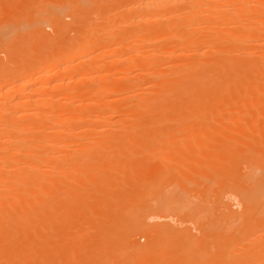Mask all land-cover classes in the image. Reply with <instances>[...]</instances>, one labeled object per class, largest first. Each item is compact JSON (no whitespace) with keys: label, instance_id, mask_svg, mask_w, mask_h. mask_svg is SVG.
I'll return each mask as SVG.
<instances>
[{"label":"rangeland","instance_id":"1","mask_svg":"<svg viewBox=\"0 0 264 264\" xmlns=\"http://www.w3.org/2000/svg\"><path fill=\"white\" fill-rule=\"evenodd\" d=\"M134 1H136V0H2V1L0 0V74H1L0 75V84L2 86V90L0 93H1V95H3L5 97V98H3V97L2 98L7 99V100H9V99L12 100L14 98L19 99L23 96L22 97L23 99L24 98L27 99L28 95L31 94L29 91L19 92L16 88H14L13 90H10L6 93V89H7L8 85L11 83H15V82L19 83V81H17V80H19V77L23 74V72L30 71V73H33L35 71L34 69L37 66H40L41 64L43 65V63H47L46 60L48 58H50L55 52H57L59 50L68 51L76 45L75 44L76 40H77V44H78L80 42V40H83L85 38H89L90 40L91 39L96 40L95 41L96 48L94 47L92 52L90 51L91 55L89 54L87 56L88 57L87 59H85L86 57H84V58L79 57L80 60L77 58L76 60H73L72 62H67L64 65L66 68V75H64L61 78L63 80L59 81L57 84L55 81H53L54 83L51 82L50 83V84H52L51 87H49L50 85H47L49 88H46L47 90L44 89L43 92L42 91H38V92L36 91V92H34L35 95L32 93L33 96H39V97L43 96L44 97V95H45V97L49 96V98H51V99L53 98V100H50V102H48V105L44 104V105H41L39 108L43 111V113H46V114H51L50 111L52 109L53 112L55 111L54 114H60V115H64V116H72V115H84V116H88V117L101 116V117H99V120H101L104 117L103 118L104 122L105 121L107 122V120H108V122L112 121L111 122L112 124L110 122L109 123L107 122L108 124L105 122L107 124L106 125L103 123L102 120L101 121L98 120L101 123L98 122L96 126H94L96 123L90 125V129H91L90 132L95 133L94 132L95 130H97V131L98 130H104V131H99V132L105 133L106 135H109V134L113 135L112 133H108V132L113 131V129H116L117 126H120L123 124V122H120V123L116 122L118 120V118L120 119V118H123V115H127V116H129V118L131 116V119H129L130 121L133 119H134V121H136L137 117L142 113L141 115H144V116H140V118L138 120L140 121V123L144 127L140 128V129L144 130V132L148 131L146 128H149V127H146V126H148L150 121H152L151 119H153L156 116V112H157L156 110L157 109L150 112L151 111V108H150L148 114L146 113V115H145L144 112H147V108H145V104H143V105L141 104L142 102H140L137 97L132 96V94L134 93V89L140 90V88L143 89L144 87L148 86V82L150 80L149 79L150 78L149 72H151L153 70V67H154V70L155 69L157 70V72L158 71L159 72H163V71L165 72V71H168L167 69H165L166 67L168 68V66L169 67L171 66L170 67L171 69L172 68L175 69V65L183 62L185 60V58H180V57H174L171 59L161 58L163 62L159 58L160 60L159 59L156 60V62L153 65H148L146 55L144 53H140L138 51V49L141 46V42L143 40H145V38L147 39L148 37H152V32L144 31L145 29H147L149 24L146 23V21H143V22L140 21L142 24L137 23V25H135V29H138L140 33L142 32L141 37H138L137 39L134 40L133 37L130 36L131 35L130 33L133 29V27L130 25L131 24L130 20L133 18V16L136 17V15L138 16V14H139V11H136L137 9L135 8V5L137 2H140V0L139 1L137 0V2H134ZM120 16H121V19H120ZM30 18H32V19H30ZM30 20H32V21H30ZM75 20H76V22H75ZM138 24H140V25H138ZM107 25L108 26L110 25V26L107 27ZM151 25L153 26V23ZM237 25L239 27V24H235L236 27H237ZM144 27H146V28H144ZM222 28H218V30L219 29L222 30ZM126 29L128 30V33H125ZM240 29H241V26L239 27V30ZM239 30L237 29V31H239ZM219 33H222V31L221 32L219 31ZM90 34H92V36H90ZM261 34H262L261 36H263V32ZM108 36L113 37L114 40L111 41ZM263 37H261V38H263ZM42 38H44V39H42ZM81 38H83V39H81ZM98 38H100L99 39L100 41L98 40ZM247 38H245V39H247ZM250 38L252 39L255 37H250ZM245 39L243 40V42H246L245 44L244 43L237 44L238 46H241V48L237 47V46L235 47L234 42L224 43V44L217 43V45H216L217 47L215 46V48H214V49H219L220 51H222V50L226 51L227 50L225 53H227V52L230 53L231 51L233 52L234 51V50H232L233 46H234L233 49L236 48L239 51L242 50V52L245 51V48L247 49L245 52L251 51L250 52L251 54H249V56L247 57V59L249 57H251L250 58L251 60L250 59H249L250 61L248 60L250 62L248 64V65H250L249 68H248V65L245 67L238 68V70H235L232 73L229 81L222 82V84H218V85L214 83L213 86H211V88L208 85L207 90L206 89L204 90V95L206 96V98L209 99V101H208L209 105L207 106L208 114H211V115L213 114L214 118H213V120H210L209 119L210 117H207V119L206 118H198V125L206 123V122H208V123L211 122V123H214L217 127H219L220 131L217 132V134H216L217 136H215L214 140H212L213 143H211V145H214V147H203V148L202 147H156L157 145L159 146V144H162L160 140H156V141H159L160 143L158 142L159 144L157 143V145H156V144H154L155 142H153L152 144H154V145L149 146V147H136L137 146L136 143H134L135 145L132 144V147H126V148L125 147H109L110 148L109 149L108 147H100V148L93 147V149H94L93 150L90 147L89 148L88 147H83V148L77 147L78 149L80 148L79 149L80 152L76 147H68V148L67 147H59L58 149H56L54 147V153L55 154L53 152L52 153H53V155H56L55 157H53L52 153H51V155H49V152H47L48 149H44V148L40 147V150L42 148V150L44 149V151H46V153L45 152L43 153V151L39 150V152H42L40 156H43V154H45V155L47 154V156L49 155V157L51 159H52V157L55 159L56 158L58 159V160L53 159V160H55L54 163H50L51 161H53L51 159H50L51 161H49V163H48L47 156H46L47 162H44L45 158H44V161L40 160V161H43L42 162L43 166L41 165V163H40V166L44 168V171H41V177L44 179L47 176H49V174H51L49 176V178L48 177L47 178L50 179L52 182V185L50 183L47 184L48 187L46 186V184H43L44 190H46V188H48L47 189L48 201L46 200L45 202H47V203L44 204L43 203L44 199H43V201L41 200L42 204L40 203L41 204L40 206L42 208V211L40 209V212H44L42 214L49 212V213H46L44 216L42 214H40V216L43 217V219H44L41 221L42 227H41V222H40V229H39L42 232L41 234L39 233L41 235L39 241L43 242L42 244H39V245L44 246V247L39 246V248H41V250L39 249V253L41 251V253H40L41 254V257H40L41 264L42 263L43 264H68V263L71 264V262H72V264H75L76 261H77L76 264H83L84 261H87V260H88L87 262H89V263L85 262L84 264H116V263L117 264H122V263L129 264V262H131L130 264H139V263L140 264H146V263L147 264H161V263L162 264H176L179 261L180 262L182 261L184 264H196V263L200 264V263H202L203 260H204L203 262H206V264H208V263L211 264L212 261H214L212 264H225V261H229V259L230 260L231 259L240 260L243 258H247L249 256L250 257H252V256L257 257L258 253L262 252L260 250V248L258 249L257 247H255V243L259 239V237H258L259 234H263L262 236H260V235L259 236H260V238H263V241H264V220H263L264 219L263 218L264 211H262V210H264V206H263L264 205V203H263L264 197L256 198V193H255V195H252L255 197V198L252 197V199H257L256 205L258 204L257 203L258 201H259V203L262 201V199H263V201L261 202V205L258 204L256 206V205H254L255 200H253L252 202H254V203H252V204L250 203L251 208L247 209V210H249V212L245 209V203L242 201L243 198H241V199H239V198L242 195V190H243V192H245L243 194L246 197L248 196V194H250L251 190H253L255 188L257 189V191H256V189L253 190V192H251L252 194H254V192H257V194H258V192L262 193L261 190L262 191L264 190V165H263L264 164V79H263L264 78V68H262V67H264V65L258 66L260 63L259 61L262 62L261 64H264L263 63V59H264L263 42L264 41L263 40H262L263 42L260 41L262 44L261 45V44H258L259 40L255 41V40H257L256 38L252 39L254 41H252L251 39H249V41L247 39V41H246ZM258 39H260V38H258ZM123 40H125L128 45L126 44V42L125 43L121 42ZM127 40L128 41L130 40V41L128 42ZM158 43H159V45L161 43V45L163 46V43H165V41L164 40H158V41L154 42V46H151L150 48L159 47V46H157ZM51 45H53V46H51ZM64 46L67 47V49L64 48ZM113 48H114V50H113ZM230 49H231V51H230ZM104 50H105V52H104ZM237 50H236V52H237ZM258 50H260V51H258ZM224 51H222V52H224ZM35 52H36V54H35ZM236 52H233V53L236 54ZM192 57L194 58V56H192ZM37 61H40V62L36 66ZM157 61H159V62H157ZM248 61H246V62H248ZM28 63H29V65H28ZM251 63L252 64L255 63L254 64L255 69L253 67H251L252 66ZM13 64H14V67H13ZM205 64H208V62H206ZM78 65H80V67ZM208 65H210V64H208ZM44 66H45V64L41 67H44ZM123 66H125V67H123ZM30 67H31V69H30ZM176 68L178 69V67H176ZM171 69H169V70L171 71ZM257 69H258V71H257ZM55 71H56V69L54 71L48 72L43 77L44 80L42 82L47 83L48 81L54 79L55 78ZM172 71H173V69H172ZM239 71H240V73H238ZM17 72H19V73H17ZM255 72L257 73V75ZM2 73H3V75H2ZM70 74H74V76L70 78V76H69ZM233 75H235L234 78H233ZM241 75H243L245 77H243ZM235 78L236 79L238 78V79L235 81ZM230 82L234 83V84L231 85ZM225 83L228 84L227 85L228 87H226L227 90H225L226 88H224V86L226 85ZM55 84H56V86H55ZM104 85L106 88L103 87ZM65 87L69 88L70 90L69 89H68V91L64 90ZM61 88L64 91H62ZM102 88H104V89H102ZM148 91L147 90L145 91V88H144V93L150 95L151 91H149L150 93ZM224 91H226V92L228 91L229 92L228 95ZM22 93H24L25 95ZM224 93H225V96L223 95ZM227 96H229V97H227ZM0 100H1V96H0ZM258 102L261 104H259ZM49 104H51V105H49ZM106 104H108V105H106ZM50 106L52 107L51 109H50ZM131 106H132V108H130ZM136 108H139V113L135 112L137 110ZM134 109H136V110H134ZM36 110H38V109H36ZM127 112L129 114H127ZM153 114H154V116H153ZM136 115H137V117H136ZM133 116H135V117H133ZM109 117H112L111 118L112 120L109 119ZM126 117H125L126 121L129 122V120H127L128 118H126ZM44 120L45 119L40 120L41 121L40 125L43 126V128L45 127L44 129H48V128L50 129V126L47 125L44 122ZM78 120L80 121L81 119H78ZM206 120H208V121H206ZM234 120H235V122H234ZM134 121H131V122H134ZM76 122H78V121H74V122L70 123L69 126L70 127L72 126L71 128H73L75 131L80 132V130H81L80 127H82L86 123H85V121L78 122V123H76ZM113 122H114V124H113ZM170 124L173 125V122H170ZM179 125L178 126L175 125V127L178 128ZM117 128H120V127H117ZM172 128H174V127H172ZM171 131H173V130H171ZM175 131H174V134L177 133ZM79 135H78L79 136L78 138L76 137L77 139L76 138L75 139L73 138V139L77 140V141H79V139H82L81 140V142H82V141H85V138H89V140H91V138L95 137V135L89 136V134H87V133L83 134L82 131L80 132ZM163 136L165 137V135H163ZM180 136H186L182 139V140H184V142H182V144L187 146L190 143V140L186 139V138H188L187 133L183 134V135L181 134ZM114 137H116V136H114ZM242 137L244 139L246 138L249 144L247 142L245 143L243 141L244 139ZM165 138L164 139L161 138V140H165ZM171 138H169V139L173 140L175 138V136L172 135ZM70 139L71 138H67V142H69ZM258 139H260V140H258ZM74 140H71L73 142V143H71V146L72 145L74 146V143H75ZM86 140H88V139H86ZM104 140H106V139H104ZM225 143L226 144L231 143L232 147L231 148L230 147H224ZM233 143H235L236 145L235 144L233 145ZM67 144H70V143H67ZM217 144H219V145H217ZM253 144H255L256 147H255V145L253 146ZM33 148H36V147H33ZM62 148H64V149H62ZM74 148H76L77 150L75 149L73 151L72 149H74ZM119 148L122 149L123 151L120 150ZM81 149L83 151L85 150L86 153L81 151ZM34 150H37V148ZM90 150H93V151H90ZM51 151H53V149ZM75 151L78 154L75 153ZM207 151H209V152H207ZM224 152H226V153H224ZM229 154L230 155L232 154L231 157ZM240 154H241V156L242 155L243 156L241 157ZM58 155H59V157H58ZM64 155L66 158V159L64 158V160H66V161L63 160ZM77 155L80 157L78 158ZM128 155L131 157H129ZM60 156L62 159H60ZM135 156H137V158ZM245 156H247V157H245ZM43 157H45V156H43ZM85 157H86V160H84V162H83L82 160L85 159ZM107 157H109V158H107ZM105 158H106V160L104 161ZM111 158H113V160L115 162ZM116 158H118V159H116ZM214 158H216V159H214ZM69 159H70V161H69ZM210 159H211V162H210ZM234 159H235V161H234ZM89 160H91V161H89ZM237 160H238V162H237ZM67 161L69 163H67ZM80 161H82V162H80ZM107 161L108 162L113 161V162L109 163V164H111V165H109L107 163ZM117 161H120V162H117ZM122 161L123 162L125 161V163H124L125 165L123 164ZM104 162H105V164H104ZM158 162H160V163H158ZM157 163L161 165V168L159 167L160 165H158ZM235 163L239 164V165L237 164L238 167ZM127 164H129V166ZM228 165H230V167H228ZM76 166H79V167H76ZM196 166H198V167H196ZM234 166H236V167L233 170L231 167H234ZM91 167H92V169H91ZM93 167H94V170H93ZM216 167H218V168H216ZM43 168H41V170H43ZM45 168L49 169L52 173H50L48 170H47L48 171V173H47L45 171L46 170ZM205 169H207V172ZM159 170H161V171L163 170V171L161 172ZM147 171H150V172H147ZM157 171H158V173H157ZM225 171H227V173H225ZM76 172L78 174H75V176H74V173H76ZM159 172H161V173L159 174ZM175 172H176V175L174 174ZM228 172H230V173H228ZM248 172H252V173L254 172L256 174V176H255V174L253 173L254 176L257 178V179L255 178L254 181H255V183H258V185L255 183L254 184L249 183L250 181L247 182V179H246L247 175L246 174H249ZM83 173L86 176H84ZM115 173H117L118 175ZM54 174H55V176H52ZM172 174H173V176H172ZM192 174H194V175H192ZM60 175H62L63 177H59ZM100 175L102 176V179H104L103 180L104 183H105V179H106V182H107V183H105L106 186L103 185V183H101L102 186H99L100 182H103L101 178L100 179L98 178V177H100ZM129 175H131V176H129ZM148 175H149V177H148ZM165 175H166V177H165ZM169 175H171V176H169ZM229 175H230V177H229ZM115 176H117V177H115ZM150 176H152L154 178L151 177V179H150ZM223 176L225 178H223ZM232 176H233V179L235 178L234 180L232 179ZM50 177H52V178H50ZM220 177H221L222 181L219 179ZM47 178H46V180H47ZM69 178H71L72 180ZM107 178H108V180H107ZM112 178H113L115 183L113 182V180L111 181ZM156 178H157V180H155ZM166 178H168L169 180L171 179L170 182L168 181V179L166 180ZM248 178H250V177H248ZM52 179H54V182ZM56 179H57V181H56ZM152 179H153V181H152ZM214 179H216V180H214ZM163 180H166V181L164 182ZM257 180H258V182H257ZM150 181H152V182H150ZM154 181L156 183H154ZM216 181L219 183H216ZM44 182L47 183V181H45V179L43 180L42 183H44ZM48 182H50V181H48ZM96 182H97V184H96ZM108 182L109 183L113 182L114 186L112 185V183L109 184ZM116 182H119V183L116 184ZM161 182L163 183V185H165L166 183H169V185L166 184L163 187ZM209 182H210V184H209ZM243 182H245V183H243ZM157 183H159V184H157ZM205 183H207V184H205ZM95 184H96V186H94ZM203 184H205V185H203ZM57 185H59V186H57ZM110 185H111V188H110ZM175 185L177 186V188L175 187ZM252 185L254 187L256 185L257 186L255 188H253ZM49 187H51V189H49ZM112 187H113V189H112ZM117 187H118V189L114 190V188H117ZM199 187L201 189H204V190H201ZM224 187H226V188H224ZM109 188H110V190H108ZM119 188H121L124 191H122ZM157 188H159V190ZM163 188H164V190H163ZM179 188H180V190H179ZM125 189H126V191H125ZM170 189H172V190H170ZM174 189H176V190H174ZM165 190H166V192H165ZM155 191H156V193H155ZM198 191H199V194H198ZM231 191H234V192H231ZM239 191H240V193H239ZM247 191H249V192H247ZM54 192H56L58 194H55ZM169 192H171V193H169ZM181 192H183V193H181ZM189 192H191V193L189 194ZM237 192H238V194H237ZM246 192L248 194H246ZM95 193H96V195H95ZM173 193H177V194H175L176 196H174ZM54 194L57 196L53 197ZM93 194H94V196H93ZM155 194H157V196ZM182 194H183V198L184 197L187 198L189 196L188 198H189V200L191 199L190 200L191 202L188 201V198L187 199L184 198V200H183V198H181ZM202 194H203V196H201ZM198 195H200V196H198ZM220 195H221V197H220ZM58 196H60V197H58ZM95 196H97V197H95ZM120 196H122L121 197L122 199L119 198ZM136 196H137V198H136ZM152 196H154L153 199L151 198ZM263 196H264V191H263ZM56 197H58L59 200H57L58 198L54 200V198H56ZM61 197H62V200H61ZM127 197L130 198V200ZM176 197H178V199H176ZM42 198H44V197H42ZM155 198H156V200H155ZM69 199L72 201H70ZM138 199H139V201H138ZM107 200H109V201H107ZM171 200L174 202V204ZM175 200H179V201H176L177 202L176 205H178V202L181 203L180 208H183V209L189 207L190 204L194 203L193 206L190 205V209L188 208V210H187V211H190V213H192L191 216H189L190 214L187 211H185L186 209L185 210L181 209V211H180L179 210L180 208H179L177 210V207H175ZM245 200L247 201V198H244V201ZM250 200H251V198H250ZM96 201H97V204H95ZM119 201H121V202H119ZM127 201H129V202H127ZM152 201H153V203H152ZM155 201H157L156 203H158V205H159V206H156L158 209L156 207H154L156 205V204L154 205ZM159 201H160V204H162V207H163V205H165V208H163V209L160 208L161 206L159 204ZM162 201H165V202L163 203ZM182 201H185V205H187V206L182 205V204H184V202H182ZM186 201H187V204H186ZM241 201L243 203H241ZM248 201H249V198H248ZM118 202L120 204H118ZM135 202L138 205H143V204L144 205L138 207V205L135 204ZM148 202H150V203L148 204ZM170 203H172V204H170ZM196 203L197 204L200 203V204L197 205ZM146 204L149 206H146ZM216 204H219V205H216ZM106 206L107 207L110 206V207L106 208ZM119 206H121V207L119 208ZM197 206H198V209H197ZM204 206L205 207L208 206L207 209H209L210 212L208 210L204 209ZM255 206H256V208H254ZM84 207H85V209H84ZM140 207L143 209L141 214L139 212V211H141ZM149 207H150V209H149ZM170 207H171V209H169ZM193 207L196 209L194 210ZM94 208H96V211H98V212L94 211L95 210ZM144 208L145 209L147 208L146 211L144 210ZM166 208L168 210H172V211L171 212L168 211L169 213H167ZM199 208L204 209L203 212L201 209H200V212H198L200 214L203 213L202 215L197 213ZM212 208L214 209L213 211L211 210ZM12 209L14 210V212L22 210L21 207H20V209L19 208H17V209L12 208ZM160 209H161V211H164L165 214L162 212L159 213ZM220 209L224 210V211L222 210V214H221ZM13 210H12V212H13ZM45 210H46V212H45ZM53 210H54L55 214H54ZM116 210H118V213H120V211L122 210L121 211L122 213L119 215ZM147 210H150V212L149 211L147 212ZM173 210H175V211H173ZM243 210H244V212H243ZM245 210H246V212H245ZM50 211H52V212H50ZM143 211H145V213H147V214H144ZM151 211H153V212L156 211L158 213L156 215V212L152 213ZM182 211H183V213H182ZM204 211H206V213H204ZM252 211L254 213H251ZM105 212H107V214ZM112 212L114 214L115 213L116 214L113 215ZM211 212H213V213H211ZM259 212H262V213H259ZM52 213H53V216H50V215H52ZM214 213L217 216L219 215V217H215ZM123 214H124V217H123ZM168 214H169V216H167ZM171 214H172V216H171ZM195 214L196 215L198 214V216L200 218L197 216L198 217V219H197ZM206 214H207V218H205ZM211 214H213L214 217ZM235 214H237V215L235 216ZM46 215H47V219L45 222ZM259 215L261 216L262 220L259 219ZM98 216H100V217H98ZM120 216H122V218H120ZM177 216H178V218H177ZM188 216L191 217V219H193L192 217H196L195 221L189 219ZM208 216H210V217L212 216V217L208 218ZM41 217H40V220H41ZM108 217L110 220H108ZM113 217L114 218L117 217V219H113ZM91 218H92V220H91ZM216 218L217 219L219 218L218 221ZM122 219L125 222L122 221ZM208 219H210V220H208ZM212 219H213V223H212ZM253 219H254V221H253ZM116 220H118V222ZM130 220H131V222H130ZM214 220H215V222H214ZM258 220H259V222H258ZM112 221L114 222V224H112L113 223ZM164 221H166V222H164ZM191 221H193V223H191ZM204 221H207V223ZM209 221H210V223H212L211 228H213L215 223H220V225L217 224L216 226L221 227V225H222V228H224V226L232 223L233 226L230 227V225H229V227H230V229L232 228L234 230V233L232 234V236L231 235L228 236L227 239H225V238L221 239L220 238L221 233L220 232L218 233V231H213V230H215V226H214L213 230H208L209 226H210ZM225 221H227L228 224ZM260 221H262V222H260ZM119 222H121V223H119ZM252 222H253V224H252ZM116 223H117V225H116ZM196 224H198L199 226ZM205 224L209 225V226L205 227L204 226ZM113 225H115L114 230L111 229V227L112 228L114 227ZM201 225H203L202 226L203 229H201ZM105 226L108 229H106ZM163 226H164V228H163ZM101 227L102 228L104 227V228L101 229ZM145 227H147L149 229H145ZM155 227L157 230L156 229L154 230ZM218 227H217V229H218ZM240 228L242 230L239 231L238 229H240ZM98 229L99 230L101 229L102 231L100 232V231H98ZM115 229L117 231H119V233L116 232ZM120 229H121V231H120ZM124 229H127V231ZM143 229L144 230H150V231L152 230V232H150V233L148 232L149 234L153 235V236H151V238L154 237L155 234H157V236H159V238L157 239V236L155 235L156 239L157 240L160 239L162 241V238L164 237L163 243H165V240H166V242L168 241L167 246L169 249L167 248V246L165 244H163L164 246H166V250L161 252V254H159L160 252L158 250L157 251L154 250V251L150 252L151 251L150 250L151 249V243H148V242L151 241V240H149L151 238L149 237V235H145L144 232H143V234L141 233V231ZM95 230H97V232ZM107 230H108V232H107ZM174 230H176V231H174ZM203 230L204 231L206 230V231L204 232ZM218 230H220V229H218ZM104 231L107 234L109 233L112 235L107 237V234H105ZM154 231H155V234H153ZM207 231H211L212 233H209V232L207 233ZM235 231L237 232L236 233L237 235L235 234ZM92 232H93V235H92ZM112 232H115V233H112ZM125 232H127V233H125ZM189 232L191 235H189ZM194 232H195V234H194ZM120 233H122V234H120ZM27 234H29V233H27ZM81 234L87 235L88 236L87 238H89V239L87 240L85 235L82 237ZM118 234H120L119 237H118ZM140 234L143 236H141ZM158 234H161V235H158ZM186 234H188V235L184 236ZM198 234H202L203 237L201 235H198ZM210 234L211 235L214 234V235L210 236ZM179 235H180V237L177 238V236H179ZM238 235L240 237H238ZM243 235H244V237H243ZM20 236L21 237L17 238V240L19 239L18 242H20V243L15 241L16 238H15V240H13L14 239L13 238L12 239L13 242L11 240L9 242L10 244H8V246L6 245V248L11 250L12 248L15 249L14 246H16L18 244L19 245L22 244L21 240H22L24 235L22 236V233H21ZM25 236H27V235H25ZM123 236H124V238H123ZM146 236L149 238H147ZM206 236H207V238H209V237H210V239L212 238L211 241H210V239L204 240L203 238H206ZM27 237L29 238V235ZM80 237H82V238H80ZM90 237H92V239ZM100 237H101L100 242H98ZM110 237L111 238L113 237L115 239L112 238L113 240H111ZM120 237L122 239H120ZM173 237H175V238H173ZM216 237L218 238V240L221 239L222 242L221 241L215 242L214 239H216ZM255 237L258 239L256 240ZM41 238H43V239L41 240ZM243 238H245V239H243ZM247 238L249 240H247ZM105 239H107V240H105ZM153 239H154L153 241H155V238H153ZM172 239H174V240H172ZM180 239H181V243L179 241ZM239 239L242 241H240ZM77 240H78V243L76 242ZM91 240L92 241L94 240L93 241L94 243ZM102 240L105 241V243H102L103 242ZM129 240H130V244H128L129 242H127ZM157 240H156V244L157 243L161 244V242H159ZM194 240H195L196 244L199 243V244H197L199 246L198 247L199 249L197 248ZM196 240H198L199 242H197ZM226 240H227V242H226ZM112 241H114V242H112ZM120 241L124 242V243H121ZM169 241H170V243H169ZM186 241L189 243H187ZM205 241H206V243H204ZM212 241H214V242H212ZM248 241H251L252 243H249ZM66 242L69 245H67ZM87 242H89V243H87ZM106 242L110 243V245H112V246H116V247H114L115 249L111 246L109 247V244L105 245ZM116 242H119L120 246H118ZM143 242L145 243L144 245H143ZM182 242H184V243H182ZM111 243H113L114 245ZM176 243H177V245H176ZM215 243H218V245L217 244L215 245ZM13 244H15V245H13ZM64 244L68 250L66 249ZM88 244H90V245H88ZM126 244H128V245H126ZM146 244H148V245H146ZM153 244H152V247L154 249ZM156 244H154V245L156 246ZM174 244L176 247L173 246ZM226 244H228V245H226ZM19 245H18V247H19ZM104 245H105V247L108 246L109 248L105 249L103 247ZM123 245L127 249H124V247H122ZM139 245H141L140 250H142V248H143L142 246H144L145 248H143V249L147 252L143 253L145 251L142 250L143 252L141 254L140 253L139 254L137 253L138 255L134 254V249H136V248H137V251L139 252V250H138ZM191 245H192V249H191ZM209 245H210V247H209ZM224 245L228 247V248H225V249H227V251L225 253H220L219 251L225 247ZM236 245H238V246H236ZM62 246H64V247H62ZM86 246H89V247H86ZM95 246H96V248H95ZM194 246H195V249L196 248L198 249V251L194 250V248H193ZM18 247L16 249H18ZM74 247H75V249H74ZM97 247L100 250H97ZM101 247H103V249H104L103 250L104 256L102 255V248ZM117 247H119V248H117ZM207 247L211 248V250H209V248H207ZM45 248H46V251H45ZM85 248H88L87 251L84 250ZM214 248H215V250H214ZM218 248H220V249L218 250ZM246 248H247V250H246ZM14 249H12V250H14ZM91 249L94 250V251H92L93 253L90 252ZM95 249L97 250V254H96ZM155 249H157V248L155 247ZM189 249L191 250V252H193V255L188 254V257H186L187 253H191V252H189ZM47 250H50L51 253H48ZM171 250H172V252H170ZM199 250L201 251V253ZM62 251L66 253V256H65V253H63ZM74 251L75 252L77 251V253L78 252L79 253L78 254L74 253ZM137 251H135V253ZM212 251H214L215 253ZM241 251H243L244 253ZM257 251H259V252H257ZM99 252H101V254ZM153 252L155 253V255ZM88 253H89V255H88ZM105 253L109 257V259L107 258ZM114 253H116V255ZM127 253H129V254H127ZM151 253H152V256H150ZM208 253H209V255H208ZM251 253H252V255H251ZM95 254L97 256H94ZM144 254H145V257H144ZM147 254H149L148 255L149 259L146 260L145 258H148V257H146ZM194 254H197V256H194ZM205 254H207L206 255L207 257L205 256L203 258V256ZM220 254H223V255H220ZM85 255H87V256H85ZM109 255L112 257H110ZM113 255H115L118 258L120 257L118 259V261L116 258L117 262L115 261V258ZM166 255H168L167 260H166ZM47 256H50V257L48 258ZM136 256H138V258H137L138 260L135 258ZM142 256H143V258L141 259ZM156 256H157V258H156ZM199 256H202L201 258L203 260L201 258H199ZM245 256H247V257H245ZM86 257H89V259H87ZM129 257H131V258H129ZM159 257L162 259V261H159L160 260ZM163 257H164V259H163ZM168 257L170 259H168ZM217 257H219V259ZM46 258L48 260H46ZM77 258H78V260H76ZM94 258H95V260H94ZM178 258H179V261H178ZM225 258H226V260H225ZM96 259H98V262L96 261ZM217 259H218V261H217ZM90 260L92 261V263L90 262ZM104 260H106V261H104ZM142 260H144V261H142ZM66 261H68V262H66ZM165 261H167V262H165ZM175 261H178V262H175ZM219 261H221V262H219Z\"/></svg>","mask_w":264,"mask_h":264},{"label":"bare ground","instance_id":"2","mask_svg":"<svg viewBox=\"0 0 264 264\" xmlns=\"http://www.w3.org/2000/svg\"><path fill=\"white\" fill-rule=\"evenodd\" d=\"M2 1V0H1ZM139 1V0H138ZM134 2H137L134 1ZM33 3V2H32ZM94 3V2H93ZM51 4V3H50ZM103 5V4H102ZM14 6V5H13ZM105 6V5H104ZM112 7V6H111ZM28 8V7H27ZM32 8V7H31ZM94 8V7H93ZM131 8V7H130ZM135 8L137 9L136 11H139V14L138 16L136 15L133 16V18L130 20V25L133 27L132 31H131V35L133 37V39H137L138 37H141V33L139 32L138 29H135V25H137V23H141L143 21H146V23L149 24V26L147 27V29H145L144 31H147V32H152V37H148L147 39L145 38V40H143L141 42V46L140 48L138 49V51L140 53H144L146 55V58H147V62H148V65H153L156 60H158L159 58H164V59H171V58H174V57H180V58H185V60L181 63H178L175 65V69H172L168 66L169 69H171V71L166 67L165 69H167L168 71H163V72H157V70L155 69L154 70V67H153V70L151 72H149V82H148V86L147 87H144L145 88V91L149 90L151 91L150 95L149 94H145L144 93V88H140V90H135L134 89V93L132 94L133 97H137L139 99L140 102H142L141 104H145V108H147V112H144L145 115L146 113L148 114L149 112V109L151 108V111H154L155 109H157L155 112H156V116L151 119L152 121H150V123L148 124V126L146 127H149V128H146L148 131H145L140 129V128H143L144 126L140 123V121L138 120L140 118V116H144V115H139L137 117V120L134 121L131 120V121H134V122H131L129 119H131V116L129 118V116L127 115H123V118H118V120L116 122L120 123V122H123L122 125L120 126H117V127H120V128H117L116 129H113V131L111 132H108V133H112L113 135H106L105 133H101L99 131H104V130H93L95 133H91L90 132V125L92 124H95L94 126L97 125V123L99 121H103V118L101 120H99V117L101 116H92V117H88V116H84V115H72V116H64V115H60V114H54L53 110L51 109L52 107L50 106V109H51V114H46V113H43V111L39 108L41 105H44V104H47L48 105V102H50V100H53V98H49V96H46L44 95V97H39V96H33L32 93L34 94V92H38V91H42L45 89L47 90L46 88H49L51 87L52 84H50L51 82L55 81L56 84L63 80L61 79L64 75H66V68H65V64L67 62H72L73 60H76L77 58L79 59V57H86L85 59H87L88 55L90 54V51L92 52V50L94 49V47L96 48V44H95V41L96 40H90L89 38H81L83 40H80V42L77 44V40L75 42V46L72 47L70 50L68 51H57L55 52L50 58H48L46 61L47 63H43V65L45 64L44 67H41L43 66L42 64L40 66H37V64L40 62V61H37L36 63V68L34 69L35 71L33 73H30V71H25L23 72V74L19 77V83H11L8 85L7 89H6V93L10 90H13L14 88H16L19 92H24V91H29L31 94L28 95L27 99H23L22 97L21 98H14V99H3L5 98L3 95H1L0 93V96H1V100H0V264H41L40 262V257H41V251L39 253V249L41 250V248H39V244H42L43 242H40L39 239H40V234L42 233L39 229H40V222L43 219V217L40 216V214L44 213V212H40V209L42 211V208H41V200L43 201L44 199V204L47 203L45 202L46 200L48 201V191L46 188V190H44V187H43V184H46V186L48 187V183H50L52 185V182L49 178V176L51 174H49V176H47V180L46 178L44 183L43 182V178L41 177V171H44V168L40 166V163L42 165V162L44 161V158H45V161L44 162H47L49 163V161L55 159L53 157H55L56 155H53L54 153V147L56 149H58L59 147H90L93 149V147H97V148H100V147H132V144L136 143L137 146L136 147H149V146H152L154 144L157 145V143L159 141H156V140H160L162 144H159V146L157 145L156 147H214V145H211V143H213L212 140H214L215 136H217V132L220 131L219 127H217L214 123H203V124H200L198 125V118H206L207 117H210L209 119L210 120H213V114H208V109H207V106L209 105V99L206 98V96L204 95V90L206 89L207 90V86L209 85L210 88L211 86H213V84H222V82H227L229 81L230 79V76L232 75V73L235 71V70H238V68H241V67H245L247 66L250 62V58L249 57L247 59V57L249 56V54H251L250 52L251 51H247L245 52L247 49L245 48V51L242 52L235 49L234 46L232 47V50H234L233 52H236V54H234L231 49H230V53H225L226 51L222 52L220 51L219 49H214L215 46L217 45V43L219 44H224V43H230V42H234L235 43V47H240L241 46H238L237 44H241V43H246V42H243V40L245 38L248 39H251L250 37H255L257 40L255 41H258V44H261V42L264 41V0H140V2H137L136 5H135ZM105 9V8H104ZM129 10V9H128ZM17 11V10H16ZM31 11V10H30ZM37 11V10H36ZM85 11V10H84ZM49 12V11H48ZM73 12V11H72ZM129 14V13H128ZM86 15V14H85ZM119 16V15H118ZM124 16V15H123ZM2 18V17H1ZM32 19V18H30ZM120 19H121V16H120ZM52 20V19H51ZM80 20V19H79ZM5 21V20H4ZM32 21V20H30ZM141 21V22H140ZM76 22V20H75ZM87 22V21H86ZM93 22V21H92ZM108 22V21H107ZM124 22V21H123ZM153 23V26L151 25ZM12 24V23H11ZM21 24V23H20ZM108 24V23H107ZM134 24V25H133ZM142 24V23H141ZM144 24V23H143ZM235 24H239V27L241 26V29L239 30V27L237 25V27L235 26ZM258 24V25H257ZM32 25V24H31ZM94 25V24H93ZM129 25V26H130ZM140 25V24H138ZM147 25V24H146ZM79 26V25H78ZM91 26V25H90ZM110 26V25H109ZM107 25V27H109ZM89 27V26H88ZM144 27V28H146ZM224 29H223V28ZM234 27V28H233ZM12 28V27H11ZM40 28V27H39ZM103 28V27H102ZM138 28V27H137ZM218 28H222L218 30ZM234 29V30H233ZM237 29L239 31H237ZM89 30V29H88ZM112 30V29H111ZM131 30V29H130ZM218 30V31H217ZM91 31V30H90ZM217 31V32H216ZM219 31L222 33H219ZM118 32V31H117ZM121 32V31H120ZM263 32V36H261ZM45 33V32H44ZM60 33V32H59ZM85 33V32H84ZM88 33V32H87ZM122 33V32H121ZM125 33H128V30L126 29V32ZM39 34V33H38ZM42 35V34H41ZM120 35V34H119ZM90 36H92V34H90ZM106 36V35H105ZM112 36V35H111ZM109 37V39L111 41L114 40L113 37ZM259 36V37H258ZM263 38H261V37ZM255 38H252V39H255ZM260 38V39H258ZM44 39V38H42ZM46 39V38H45ZM76 39V38H75ZM100 38H98L99 40ZM140 39V38H139ZM247 39H245L247 41ZM251 39V40H252ZM2 40V39H1ZM158 40H164L165 43H163V46L161 45V42L160 45L159 43L157 44V46L159 47H154V48H150L151 46H154V42L158 41ZM263 40V41H262ZM39 41V40H38ZM46 41V40H45ZM55 41V40H54ZM100 41V40H99ZM128 41V40H127ZM130 41V40H129ZM128 41V42H129ZM254 41V40H252ZM261 41V42H260ZM32 42V41H31ZM42 42V41H41ZM47 42V41H46ZM98 42V41H97ZM121 42H126L125 40L121 41ZM50 43V42H49ZM257 43V42H256ZM123 44V43H122ZM127 44V42H126ZM243 44V45H244ZM56 45V44H55ZM124 45V44H123ZM128 45V44H127ZM130 45V44H129ZM140 45V44H139ZM262 45V44H261ZM263 45H264V42H263ZM53 46V45H51ZM109 46V45H108ZM255 46V45H254ZM36 47V46H35ZM99 47V46H98ZM105 47V46H104ZM110 47V46H109ZM120 47V46H119ZM124 47V46H123ZM130 47V46H129ZM217 47V46H216ZM224 47V46H223ZM229 47V46H228ZM260 47V46H259ZM52 48V47H51ZM56 48V47H55ZM64 48L67 49V47L64 46ZM264 48V47H263ZM26 49V48H25ZM28 49V48H27ZM251 49V48H250ZM249 49V50H250ZM253 49V48H252ZM256 49V48H255ZM17 50V49H16ZM114 50V48H113ZM10 51V50H9ZM100 51V50H99ZM123 51V50H122ZM134 51V50H133ZM260 51V50H258ZM262 51V50H261ZM105 52V50H104ZM125 52V51H124ZM239 52V53H238ZM101 53V52H100ZM224 53V54H223ZM234 55H233V54ZM256 53V52H255ZM36 54V52H35ZM91 55V54H90ZM105 55V54H104ZM118 55V54H117ZM138 55V54H137ZM144 55V56H145ZM197 57H196V56ZM264 55V53H263ZM39 56V55H38ZM98 56V55H97ZM122 56V55H121ZM194 56V58L192 57ZM251 56V55H250ZM35 57V56H34ZM3 58V57H2ZM256 58V57H255ZM19 59V58H18ZM32 59V58H31ZM103 59V58H102ZM159 59V60H160ZM250 59V60H249ZM10 60V59H9ZM80 60V59H79ZM93 60V59H92ZM179 60V59H178ZM249 60V61H248ZM6 61V60H5ZM21 61V60H20ZM101 61V60H100ZM105 61V60H104ZM114 61V60H113ZM146 61V60H145ZM162 61V59H161ZM167 61V60H166ZM165 61V62H166ZM169 61V60H168ZM177 61V60H176ZM175 61V62H176ZM248 61V62H246ZM76 62V61H75ZM84 62V61H83ZM159 62V61H157ZM163 62V61H162ZM206 62H208V64H205ZM211 62V63H210ZM259 65L258 66H262L264 64H261L262 62L259 61ZM95 63V62H94ZM168 63V62H167ZM171 63V62H170ZM263 63H264V59H263ZM76 64V63H75ZM82 64V63H81ZM97 64V63H96ZM129 64V63H128ZM141 64V63H140ZM157 64V63H156ZM173 64V63H172ZM255 64V63H254ZM254 64L251 63V67L254 68ZM17 65V64H16ZM29 65V63H28ZM101 65V64H100ZM171 65V64H170ZM174 65V64H173ZM257 65V64H256ZM12 66V65H11ZM80 67V65H78ZM109 66V65H108ZM164 66V65H163ZM250 65H248V68H249ZM257 66V67H258ZM13 67H14V64H13ZM25 67V66H24ZM69 67V66H68ZM95 67V66H94ZM125 67V66H123ZM173 67V66H172ZM178 67V69L176 68ZM92 68V67H91ZM264 68V67H262ZM31 69V67H30ZM55 71V78L48 81L47 83H43L42 81L44 80V76L50 72V71ZM93 69V68H92ZM152 69V68H151ZM161 69V68H160ZM255 69V68H254ZM108 71V70H107ZM258 71V69H257ZM256 71V72H257ZM20 72V71H19ZM17 72V73H19ZM78 72V71H77ZM255 72V73H256ZM81 73V72H80ZM92 73V72H91ZM240 73V71L238 72ZM258 73V72H257ZM256 73V75H257ZM10 74V73H9ZM102 74V73H101ZM253 74V73H252ZM1 75V74H0ZM3 75V73H2ZM99 75V74H98ZM105 75V74H104ZM70 78L74 76V74H70L69 75ZM235 75H233V78H234ZM243 76V75H241ZM245 77V76H243ZM260 77V76H259ZM7 78V77H6ZM17 78V77H16ZM255 78V77H254ZM253 78V79H254ZM2 79V78H1ZM18 79V78H17ZM238 79V78H237ZM235 78V81L237 80ZM264 79V78H263ZM5 80V79H4ZM63 82V81H62ZM68 82V81H67ZM101 82V81H100ZM54 83V82H53ZM105 83V82H104ZM231 83V82H230ZM55 84V86H56ZM226 85L224 86V88L228 87L227 83H225ZM234 84V83H231V85ZM47 85H50L49 87ZM60 85V84H59ZM62 85V84H61ZM82 85V84H81ZM230 85V86H231ZM18 86V87H17ZM65 86V85H64ZM63 86V87H64ZM68 86V85H67ZM220 86V85H219ZM237 86V85H236ZM5 87V86H4ZM62 87V88H63ZM104 88L105 85L103 86ZM61 88V89H62ZM101 88V87H100ZM102 88V89H104ZM147 88V89H146ZM4 89V88H3ZM69 88H64V90H67L68 91ZM2 90V86L0 84V92ZM62 89V91H64ZM70 90V89H69ZM73 90V89H72ZM227 90V88L225 89ZM229 90V89H228ZM133 91V90H132ZM17 92V91H16ZM49 92V91H48ZM212 92V91H211ZM210 92V93H211ZM226 92V91H224ZM61 93V92H60ZM104 93V92H103ZM227 95H228V91L226 92ZM238 93V92H237ZM24 94V93H22ZM53 94V93H52ZM70 94V93H69ZM6 95V94H5ZM10 95V94H9ZM25 95V94H24ZM35 95V94H34ZM99 95V94H98ZM225 96V93L223 94ZM258 95V94H257ZM41 96V95H40ZM223 96V97H224ZM253 96V95H252ZM3 97V98H2ZM9 97V96H8ZM7 97V98H8ZM18 97V96H17ZM48 97V98H47ZM229 97V96H227ZM239 97V96H238ZM225 98V97H224ZM240 98V97H239ZM3 99V100H2ZM55 99V98H54ZM62 99V98H61ZM49 100V101H48ZM259 100V99H258ZM53 102V101H52ZM81 102V101H80ZM147 104H146V103ZM54 103V102H53ZM74 103V102H73ZM243 103V102H242ZM259 103V102H258ZM261 104V103H259ZM51 105V104H49ZM108 105V104H106ZM133 105V104H132ZM56 106V105H55ZM135 106V105H134ZM69 107V106H68ZM141 107V106H140ZM228 107V106H227ZM232 107V106H231ZM129 108V107H128ZM132 108V106L130 107ZM135 108V107H134ZM154 108V109H153ZM235 108V107H234ZM38 109V110H36ZM137 109V110H136ZM134 110H136L135 112L136 113H139V108H136ZM247 109V108H246ZM36 110V111H35ZM55 110V109H54ZM64 110V109H63ZM141 110V109H140ZM42 111V112H41ZM49 111V110H48ZM236 111V110H235ZM49 113V112H48ZM58 113V112H57ZM258 113V112H257ZM127 114H129L127 112ZM231 114V113H230ZM245 115V114H244ZM122 116V115H121ZM120 116V117H121ZM127 116V117H126ZM154 116V114H153ZM221 116V115H220ZM240 116V115H239ZM238 116V117H239ZM257 116V115H256ZM119 117V116H118ZM126 118H128L126 121ZM135 117V116H133ZM132 117V118H133ZM148 117V116H147ZM231 117V116H230ZM106 118V117H105ZM112 117H109V119H111ZM232 118V117H231ZM241 118V117H240ZM44 120V122L50 126V129H44L43 126L40 125V120ZM78 119H81L80 121ZM108 119V118H107ZM106 119V120H107ZM263 119V118H262ZM99 120V121H98ZM112 120V119H111ZM150 120V119H149ZM74 121H78V122H82V121H85V125H83L80 130V132L82 131V133L84 134H89L90 135H95V137L91 138V140H89V138H85V141H82V139H79V141L77 140H74L76 137L78 138L80 135V132L78 131H75L73 128H71L69 126L70 123L74 122ZM208 121V120H206ZM242 121V120H241ZM76 122V123H78ZM106 122V121H105ZM103 121L104 124H106L108 122L105 123ZM110 122V121H109ZM108 122V123H109ZM112 122V121H111ZM110 122V123H111ZM147 122V121H146ZM170 122H173V125H179L178 128L175 127V125H171ZM175 122V123H174ZM235 122V120H234ZM243 122V121H242ZM101 123V122H99ZM102 123V124H103ZM107 123V124H108ZM239 123V122H238ZM106 124V125H107ZM112 124V123H111ZM114 124V122H113ZM117 124V123H116ZM236 124V123H235ZM46 125V126H47ZM256 125V124H255ZM68 126V127H67ZM110 126V125H109ZM235 126V125H234ZM107 127V126H106ZM174 127V128H172ZM76 128V127H75ZM93 128V127H92ZM252 128V127H251ZM112 129V128H111ZM121 129V130H120ZM139 129V130H138ZM178 131H177V130ZM120 130V131H119ZM173 130V131H171ZM176 130V131H175ZM224 130V129H223ZM97 131V132H96ZM122 131V132H121ZM174 131L177 132L174 134ZM79 133V134H78ZM91 133V134H90ZM187 133V137L186 139L190 140V143L185 146L182 144V142H184V140H182L184 137L186 136H180L181 134H186ZM248 133V132H247ZM249 134V133H248ZM247 134V135H248ZM260 134V133H259ZM79 135V136H78ZM163 135H165V138ZM173 136H175V138L173 140H170L169 138H171ZM239 135V134H238ZM245 135V134H244ZM87 136V135H86ZM163 136V137H162ZM169 136V137H168ZM256 136V135H255ZM261 136V135H260ZM180 137V138H179ZM67 138H71L69 142H67ZM74 138V139H73ZM76 138V139H77ZM161 138H165V140H161ZM243 138V137H242ZM88 139V140H86ZM106 139V140H104ZM109 141H108V140ZM172 139V138H171ZM244 139V138H243ZM69 140V139H68ZM71 140H74L75 143H74V146L72 145L71 146V143H73ZM84 140V139H83ZM241 140V139H240ZM246 140V141H245ZM260 140V139H258ZM211 141V142H210ZM230 141V140H229ZM245 143L247 141V139L245 138L243 140ZM70 143V144H67V143ZM153 142H155L154 144H152ZM235 142V141H234ZM255 142V141H254ZM232 143V142H231ZM231 143L229 144H226L225 143V146L224 147H232ZM258 143V142H257ZM151 144V145H150ZM235 143H233L234 145ZM249 144V143H248ZM256 144V143H255ZM253 144V146L255 145ZM135 145V144H134ZM219 145V144H217ZM223 145V144H222ZM236 145V144H235ZM33 147H36L37 150H34L36 148H33ZM40 147L44 148V149H48L47 152H49V155H53L52 159L49 157V155L47 156V154H43V156H40L42 152H39L40 150ZM234 147V146H233ZM252 147V146H251ZM256 147V145H255ZM39 148V149H38ZM40 151H43V153L46 151H44V149ZM72 149L73 151L76 149ZM236 148V147H235ZM239 148V147H238ZM33 149V150H32ZM53 149V151H51ZM61 149V148H60ZM59 149V150H60ZM64 149V148H62ZM78 149V148H77ZM76 149V150H77ZM80 149V148H79ZM78 149V150H79ZM105 149V148H104ZM107 149V148H106ZM110 149V148H109ZM114 149V148H113ZM120 149V148H119ZM228 149V148H227ZM233 149V148H232ZM58 150V151H59ZM94 150V149H93ZM93 150H90V151H93ZM122 150V149H120ZM65 151V150H64ZM81 151H83L81 149ZM123 151V150H122ZM210 151V150H209ZM207 151V152H209ZM213 151V150H212ZM211 151V152H212ZM238 151V150H237ZM236 151V152H237ZM60 152V151H59ZM58 152V153H59ZM80 152V150H79ZM85 152V150L83 151ZM89 152V151H88ZM97 152V151H96ZM127 152V151H126ZM144 152V151H143ZM232 152V151H231ZM256 152V151H255ZM75 153H77L75 151ZM86 153V152H85ZM99 153V152H98ZM103 153V152H102ZM122 153V152H121ZM226 153V152H224ZM228 153V152H227ZM242 153V152H241ZM55 154V153H54ZM71 154V153H70ZM78 154V153H77ZM82 154V153H81ZM93 154V153H92ZM105 154V153H104ZM109 154V153H108ZM61 155V154H60ZM67 155V154H66ZM75 155V154H74ZM96 155V154H95ZM106 155V154H105ZM127 155V154H126ZM131 155V154H130ZM230 155V154H229ZM232 155V154H231ZM230 155V157H231ZM239 155V154H238ZM47 156V158H46ZM73 156V155H72ZM78 156V155H77ZM82 156V155H81ZM92 156V155H91ZM94 156V155H93ZM129 156V155H128ZM134 156V155H133ZM132 156V157H133ZM198 156V155H197ZM224 156V155H223ZM241 156V154H240ZM243 156V155H242ZM241 156V157H242ZM59 157V155H58ZM76 157V156H75ZM74 157V158H75ZM80 156H78L79 158ZM131 157V156H129ZM137 158V156H135ZM233 157V156H232ZM236 157V156H235ZM247 157V156H245ZM65 158V155L63 157V160ZM69 158V157H68ZM109 158V157H107ZM220 158V157H219ZM47 159V161H46ZM51 159V160H50ZM60 159L61 156H60ZM66 159V158H65ZM113 160V158H111ZM118 159V158H116ZM124 159V158H123ZM132 159V158H131ZM216 159V158H214ZM213 159V160H214ZM40 160H43V161H40ZM55 160H58L57 158ZM51 161L50 163H54V161ZM82 160V159H81ZM84 160H86V157L85 159H83L82 161L84 162ZM106 160V158L104 159V161ZM126 160V159H125ZM130 160V159H129ZM66 161V160H64ZM70 161V159H69ZM77 161V160H76ZM80 161V162H82ZM91 161V160H89ZM114 161V160H113ZM112 161V162H113ZM133 161V160H132ZM131 161V162H132ZM219 161V160H218ZM235 161V159H234ZM252 161V160H251ZM94 162V161H93ZM103 162V161H102ZM101 162V163H102ZM111 161L107 163H112ZM115 162V161H114ZM117 162H120V161H117ZM123 162V161H122ZM130 162V161H129ZM143 162V161H142ZM208 162V161H207ZM210 162H211V159H210ZM213 162V161H212ZM221 162V161H220ZM219 162V163H220ZM238 162V160H237ZM65 163V162H64ZM67 163H69L67 161ZM78 163V162H77ZM100 163V164H101ZM125 163V161L123 162V164ZM133 163V162H132ZM160 163V162H158ZM157 163V164H158ZM222 163V162H221ZM224 163V162H223ZM241 163V162H240ZM45 164V163H44ZM80 164V163H79ZM105 164V162H104ZM119 164V163H118ZM227 164V163H226ZM229 164V163H228ZM236 164V163H235ZM238 164V163H237ZM236 164V165H237ZM52 165V164H51ZM111 165V164H109ZM122 165V164H121ZM120 165V166H121ZM125 165V164H124ZM129 166V164H127ZM132 165V164H131ZM144 165V164H143ZM160 165V164H158ZM239 165V164H238ZM237 165V167H238ZM264 165V164H263ZM262 165V166H263ZM43 166V165H42ZM50 166V165H49ZM55 166V165H54ZM73 166V165H72ZM83 166V165H82ZM95 166V165H94ZM118 166V165H117ZM224 166V165H223ZM46 167V166H45ZM76 167H79V166H76ZM145 167V166H144ZM161 168V165L159 166ZM198 167V166H196ZM225 167V166H224ZM228 167H230V165H228ZM236 166L234 167H231L233 170L235 169ZM241 167V166H240ZM259 167V166H258ZM41 168H43V170H41ZM81 168V167H80ZM139 168V167H138ZM206 168V167H205ZM218 168V167H216ZM220 168V167H219ZM46 172L48 173V171L50 173H52L49 169L45 168ZM52 169V168H51ZM57 169V168H56ZM77 169V168H76ZM83 169V168H82ZM92 169V167H91ZM114 169V168H113ZM260 169V168H259ZM48 170V171H47ZM93 170H94V167H93ZM92 170V171H93ZM111 170V169H110ZM128 170V169H127ZM186 170V169H185ZM206 172H207V169H205ZM214 170V169H213ZM217 170V169H216ZM226 170V169H225ZM263 170V169H262ZM68 171V170H67ZM105 171V170H104ZM103 171V172H104ZM161 171V170H159ZM163 171V170H162ZM161 171V172H162ZM209 171V170H208ZM260 171V170H259ZM45 172V173H46ZM60 172V171H59ZM66 172V171H65ZM71 172V171H70ZM147 172H150V171H147ZM152 172V171H151ZM159 172V174L161 173ZM189 172V171H188ZM238 172V171H237ZM236 172V173H237ZM258 172V171H257ZM262 172V171H261ZM43 173V172H42ZM46 173V174H47ZM57 173V172H56ZM90 173V172H89ZM158 173V171H157ZM209 173V172H208ZM225 173H227V171H225ZM230 173V172H228ZM249 174H246L247 177V182L250 181L249 183H255V176L252 172H248ZM251 173V174H250ZM44 174V173H43ZM75 174H78L77 172L74 173V176ZM81 174V173H80ZM86 174V173H85ZM117 174V173H115ZM171 174V173H170ZM176 175V172L174 173ZM190 174V173H189ZM220 174V173H219ZM84 175V173H83ZM118 175V174H117ZM194 175V174H192ZM228 175V174H227ZM249 175V176H248ZM52 176H55L52 175ZM72 176V175H71ZM86 176V175H84ZM94 176V175H93ZM96 176V175H95ZM104 176V175H103ZM109 176V175H108ZM131 176V175H129ZM161 176V175H160ZM171 176V175H169ZM173 176V174H172ZM198 176V175H197ZM226 176V175H225ZM236 176V175H235ZM234 176V177H235ZM244 176V175H243ZM59 177H63L62 175H60ZM68 177V176H67ZM117 177V176H115ZM141 177V176H140ZM147 177V176H146ZM149 177V175H148ZM147 177V178H148ZM152 176H150V179H151ZM156 177V176H155ZM166 177V175H165ZM164 177V178H165ZM180 177V176H179ZM216 177V176H215ZM222 177V176H221ZM221 177L219 178L221 180ZM230 177V175H229ZM250 177V178H248ZM52 178V177H50ZM99 179L101 178L102 179V176L100 175V177H98ZM106 178V177H105ZM110 178V177H109ZM120 178V177H119ZM124 178V177H123ZM127 178V177H126ZM129 178V177H128ZM154 178V177H152ZM177 178V177H176ZM202 178V177H201ZM223 178H225L223 176ZM244 178V177H243ZM71 179V178H69ZM82 179V178H81ZM87 179V178H86ZM168 178H166L167 180ZM199 179V178H198ZM231 179V178H230ZM232 179H233V176H232ZM235 179V178H234ZM233 179V180H234ZM249 179V180H248ZM257 179V178H256ZM262 179V178H261ZM53 182H54V179H52ZM72 180V179H71ZM104 179H102L103 181ZM108 180V178H107ZM113 180V178L111 179V181ZM144 180V179H143ZM157 180V178L155 179ZM166 180H163L164 182ZM171 180V179H170ZM170 180L168 179V181L170 182ZM176 180V179H175ZM216 180V179H214ZM224 180V179H223ZM245 180V179H244ZM253 180V181H252ZM50 181V182H48ZM57 181V179H56ZM62 181V180H61ZM110 181V180H109ZM153 181V179H152ZM150 181V182H152ZM159 181V180H158ZM167 181V182H168ZM222 181V180H221ZM225 181V180H224ZM236 181V180H235ZM252 181V182H251ZM263 181V180H262ZM261 181V182H262ZM99 182V181H98ZM114 182V180H113ZM113 182L112 185H113ZM144 182V181H143ZM148 182V181H147ZM188 182V181H187ZM197 182V181H196ZM202 182V181H201ZM226 182V181H225ZM233 182V181H232ZM239 182V181H238ZM258 182V180H257ZM72 183V182H71ZM77 183V182H76ZM101 183H103V185L106 186L105 183L106 182V179H105V183L104 181L103 182H100V185L99 186H102ZM109 183V182H108ZM109 183V184H111ZM115 183V182H114ZM119 182H116V184H118ZM154 183H156L154 181ZM162 183V182H161ZM172 183V182H171ZM170 183V184H171ZM183 183V182H182ZM216 183H219L216 181ZM222 183V182H221ZM227 183V182H226ZM231 183V182H230ZM229 183V184H230ZM245 183V182H243ZM248 183V184H249ZM54 184V183H53ZM97 184V182H96ZM96 184L94 186H96ZM99 184V183H98ZM159 184V183H157ZM167 185H169V183H166ZM165 184V185H166ZM178 184V183H177ZM207 184V183H205ZM203 184V185H205ZM210 184V182H209ZM258 185V183H255ZM88 185V184H87ZM120 185V184H119ZM148 185V184H147ZM146 185V186H147ZM163 185V183H162ZM163 185V187L165 186ZM239 185V184H238ZM242 185V184H241ZM256 185V186H257ZM54 186V185H53ZM59 186V185H57ZM76 186V185H75ZM78 186V185H77ZM114 186V185H113ZM180 186V185H179ZM198 186V185H197ZM226 186V185H225ZM234 186V185H233ZM232 186V187H233ZM247 186V185H246ZM255 186V187H256ZM43 187V188H42ZM52 187V186H51ZM51 187H49V189H51ZM170 187V186H169ZM175 187L177 188V186L175 185ZM236 187V186H235ZM242 187V186H241ZM253 188H255L253 185H252ZM57 188V187H56ZM79 188V187H78ZM92 188V187H91ZM105 188V187H104ZM110 188H111V185H110ZM110 188L108 190H110ZM123 188V187H122ZM200 188V187H199ZM226 188V187H224ZM259 188V187H258ZM55 189V188H54ZM68 189V188H67ZM113 189V187H112ZM115 189H118L117 188H114ZM121 189V188H119ZM133 189V188H132ZM131 189V190H132ZM136 189V188H135ZM159 190V188H157ZM161 189V188H160ZM166 189V188H165ZM168 189V188H167ZM185 189V188H184ZM196 189V188H195ZM201 189V188H200ZM199 189V190H200ZM215 189V188H214ZM213 189V190H214ZM241 189V188H240ZM256 189V188H255ZM253 189V190H255ZM80 190V189H79ZM102 190V189H101ZM122 190V189H121ZM138 190V189H137ZM162 190V189H161ZM160 190V191H161ZM164 190V188H163ZM172 190V189H170ZM169 190V191H170ZM176 190V189H174ZM180 190V188H179ZM201 190H204V189H201ZM211 190V189H210ZM216 190V189H215ZM247 190V189H246ZM249 190V189H248ZM253 190H251V192H253ZM74 191V190H73ZM106 191V190H105ZM124 191V190H122ZM126 191V189H125ZM178 191V190H177ZM228 191V190H227ZM257 191V189H256ZM259 191V190H258ZM264 191V190H263ZM263 191L261 190L262 193H259L257 194V192H254V194H252L250 192V194H248L247 191L246 194H248V196H244L243 193V190H242V195L239 199L243 198V202L245 203V209L247 210L248 208H251L250 206V203H254V205H256V201L257 199H252L255 198L254 196L252 195H255L256 193V198H261V197H264L263 196ZM52 192V191H51ZM75 192V191H74ZM86 192V191H85ZM92 192V191H91ZM109 192V191H108ZM139 192V191H138ZM164 192V191H163ZM166 192V190H165ZM174 192V191H173ZM176 192V191H175ZM231 192H234V191H231ZM55 194H58L56 192H54ZM69 193V192H68ZM71 193V192H70ZM105 193V192H104ZM103 193V194H104ZM115 193V192H114ZM125 193V192H124ZM140 193V192H139ZM156 193V191H155ZM158 193V192H157ZM162 193V192H161ZM171 193V192H169ZM178 193V192H177ZM177 193H173L174 196H176L175 194ZM183 193V192H181ZM185 193V192H184ZM191 192H189L190 194ZM240 193V191H239ZM53 195L54 196H57V195ZM76 194V193H75ZM130 194V193H129ZM153 194V193H152ZM160 194V193H159ZM193 194V193H192ZM198 194H199V191H198ZM209 194V193H208ZM231 194V193H230ZM238 194V192H237ZM96 195V193H95ZM108 195V194H107ZM128 195V194H127ZM133 195V194H132ZM154 195V194H153ZM157 196V194H155ZM172 195V196H173ZM51 196V195H50ZM94 196V194H93ZM101 196V195H100ZM113 196V195H112ZM123 196V195H122ZM122 196H120L119 198H121ZM126 196V195H125ZM129 196V195H128ZM155 196V197H156ZM162 196V195H161ZM173 196V197H174ZM200 196V195H198ZM203 196V194L201 195ZM229 196V195H228ZM240 196V195H239ZM44 197V198H42ZM60 197V196H58ZM58 197L54 198L57 199ZM69 197V196H68ZM67 197V198H68ZM97 197V196H95ZM109 197V196H108ZM124 197V196H123ZM142 197V196H141ZM154 196H152L151 198L153 199ZM189 197V196H188ZM187 197V198H188ZM221 197V195H220ZM235 197V196H234ZM46 198V199H45ZM65 198V197H64ZM87 198V197H86ZM110 198V197H109ZM125 198V197H124ZM123 198V199H124ZM128 198V197H127ZM132 198V197H131ZM137 198V196H136ZM140 198V197H139ZM157 198V197H156ZM155 198V200H156ZM161 198V197H160ZM171 198V197H170ZM183 198V194H182V197ZM185 199H187L186 197H184ZM183 198V200H184ZM244 198H247V201H248V198H249V203L246 201H244ZM251 198V200H250ZM52 199V198H51ZM74 199V198H73ZM107 199V198H106ZM122 199V198H121ZM120 199V200H121ZM130 200V198H128ZM127 199V200H128ZM159 199V198H158ZM176 199H178V197H176ZM59 200V198L57 199ZM61 200H62V197H61ZM70 200V199H69ZM80 200V199H79ZM180 200V199H179ZM179 200H175V207H177V210L180 208V204L178 202V205L176 201H179ZM191 200V199H190ZM189 198H188V201H190ZM214 200V199H213ZM212 200V201H213ZM218 200V199H217ZM221 200V199H220ZM253 200H255L254 202H252ZM261 200V199H260ZM72 201V200H70ZM86 201V200H85ZM104 201V200H103ZM109 201V200H107ZM117 201V200H116ZM123 201V200H122ZM139 201V199H138ZM143 201V200H142ZM145 201V200H144ZM151 201V200H150ZM172 201V200H171ZM199 201V200H198ZM241 201V203H243ZM251 201V202H250ZM263 201V199H262ZM261 201V202H262ZM57 202V201H56ZM64 202V201H63ZM81 202V201H80ZM91 202V201H90ZM121 202V201H119ZM118 202V204H120ZM129 202V201H127ZM126 202V203H127ZM141 202V201H140ZM139 202V203H140ZM146 202V201H145ZM157 201H155L154 203V207L156 206H159L158 203H156ZM163 203L165 201H162ZM173 202V201H172ZM184 202V206H187L185 205V201H182ZM191 202V201H190ZM217 202V201H216ZM261 202L259 203V201L257 202L258 204L261 205ZM41 203V204H40ZM55 203V202H54ZM65 203V202H64ZM72 203V202H71ZM143 203V202H142ZM141 203V204H142ZM150 202H148L149 204ZM153 203V201H152ZM193 203V202H192ZM248 203V204H247ZM264 203V202H263ZM81 204V203H80ZM95 204H97V201L95 202ZM104 204V203H103ZM115 204V203H114ZM135 204H137L135 202ZM159 204H160V201H159ZM172 204V203H170ZM174 204V202H173ZM186 204H187V201H186ZM194 204V203H193ZM193 204H190L193 206ZM197 204V203H196ZM200 204V203H198ZM197 204V205H198ZM213 204V203H212ZM257 204V205H258ZM73 205V204H72ZM85 205V204H84ZM132 205V204H131ZM138 205V204H137ZM136 205V206H137ZM144 205V204H143ZM143 205H138L139 206H143ZM153 205V204H152ZM190 205L189 207L187 208H180L179 210L181 211L182 210H185L187 211L188 208L190 209ZM202 205V204H201ZM216 205H219V204H216ZM242 205V204H241ZM249 205V206H248ZM256 205V206H257ZM263 205V204H262ZM102 206V205H101ZM123 206V205H122ZM146 206H149L146 204ZM160 208H165V205H163L162 207V204H160ZM170 206V205H169ZM168 206V207H169ZM183 206V207H184ZM215 206V205H214ZM231 206V205H230ZM243 206V205H242ZM253 206V205H252ZM256 206L254 208H256ZM264 206V205H263ZM20 207L22 208L21 211H17V212H14V210L12 208H19ZM44 207V206H43ZM70 207V206H69ZM77 207V206H76ZM86 207V206H85ZM84 207V209H85ZM96 207V206H95ZM110 207V206H108ZM106 206V208H108ZM121 206H119L120 208ZM137 207V208H138ZM212 207V206H211ZM262 207V206H261ZM90 208V207H89ZM92 208V207H91ZM136 208V209H137ZM141 208V207H140ZM139 208V209H140ZM148 208V207H147ZM146 208V209H147ZM157 208V207H156ZM155 208V209H156ZM174 208V207H173ZM194 208V207H193ZM192 208V209H193ZM207 207L204 206V209L208 210L210 212L209 209H207ZM214 208V207H213ZM211 209L212 211L214 209ZM216 208V207H215ZM260 208V207H259ZM13 212H12V210ZM93 209V208H92ZM96 211V208H94ZM146 209L144 208V210L146 211ZM150 209V207H149ZM158 209V208H157ZM156 209V210H157ZM167 209V208H166ZM171 209V207L169 208ZM196 208H194L195 210ZM197 209H198V206H197ZM200 209L197 211L200 212ZM204 209H201L202 212ZM58 210V209H57ZM64 210V209H63ZM109 210V209H108ZM142 208H141V212H142ZM152 210V209H151ZM165 210V209H164ZM176 210V211H177ZM193 210V211H194ZM223 210V209H222ZM222 210L220 209L221 211V214H222ZM233 210V209H232ZM241 210V209H240ZM245 210V212H246ZM253 210V209H252ZM105 211V210H104ZM117 213H118V210H116ZM120 211V210H119ZM122 211V210H121ZM120 211V213H118L119 215L122 213ZM145 211H143L144 214H147L145 213ZM150 212V210H147V212ZM154 211V210H153ZM151 211L152 213H155ZM158 211V210H157ZM168 211H172V210H168L167 209V213H169ZM175 211V210H173ZM192 211V210H191ZM224 211V210H223ZM249 212V210H247ZM264 211V210H262ZM46 212V210H45ZM52 212V211H50ZM54 212V210H53ZM58 212V211H57ZM80 212V211H79ZM98 212V211H96ZM164 213V211H161L160 209V212L159 213ZM191 216L192 213H190V211H187ZM201 212V213H202ZM244 212V210H243ZM247 212V213H248ZM46 213H49V212H46ZM45 213V214H46ZM107 214V212H105ZM113 213V212H112ZM158 212H156V215H157ZM173 213V212H172ZM179 213V212H178ZM183 213V211H182ZM204 213H206V211H204ZM213 213V212H211ZM251 213H254L253 211ZM250 213V214H251ZM259 213H262V212H259ZM45 214H42L43 216ZM55 214V212H54ZM71 214V213H70ZM69 214V215H70ZM83 214V213H82ZM97 214V213H96ZM116 214V213H115ZM113 213V215H115ZM165 214V213H164ZM185 214V213H184ZM194 214V213H193ZM200 214V213H198ZM198 214L195 216L197 217ZM203 214V213H202ZM200 214V215H202ZM81 215V214H80ZM152 215V214H151ZM155 215V214H154ZM160 215V214H159ZM209 215V214H208ZM213 217L215 215L211 214ZM237 214H235L236 216ZM253 215V214H252ZM261 215V214H260ZM259 215V219H261V216ZM50 216H53V213L52 215ZM67 216V215H66ZM146 216V215H145ZM162 216V215H161ZM169 216V214L167 215ZM172 216V214H171ZM184 216V215H183ZM188 216V217H189ZM211 216V217H212ZM251 216V215H250ZM254 216V215H253ZM40 217H41V220H40ZM60 217V216H59ZM100 217V216H98ZM119 217V216H118ZM123 217H124V214H123ZM176 217V216H175ZM187 217V218H188ZM196 217H192L193 219H191V217H189V219L191 220H194L195 221V218ZM199 217V216H198ZM197 217V219H198ZM210 216H208L209 218ZM210 217V218H211ZM215 217H219V215H215ZM225 217V216H224ZM249 217V216H248ZM62 218V217H61ZM120 218H122V216H120ZM129 218V217H128ZM127 218V219H128ZM178 218V216H177ZM186 218V219H187ZM200 218V217H199ZM202 218V217H201ZM205 218H207V214L205 216ZM263 218H264V214H263ZM46 219H47V215L45 217V222H46ZM65 219V218H64ZM113 219H117L113 217ZM217 219V218H216ZM219 219V218H218ZM217 219V221H218ZM224 219V218H223ZM258 219V218H257ZM92 220V218H91ZM104 220V219H103ZM102 220V221H103ZM108 220L109 217H108ZM112 220V219H111ZM119 220V219H118ZM118 220H116L118 222ZM165 220V219H164ZM200 220V219H199ZM210 220V219H208ZM226 220V219H225ZM234 220V219H233ZM243 220V219H242ZM249 220V219H248ZM256 220V219H255ZM262 220V219H261ZM264 220V219H263ZM64 221V220H63ZM99 221V220H98ZM115 221V220H114ZM122 221H124L122 219ZM129 221V220H128ZM180 221V220H179ZM229 221V220H228ZM254 221V219H253ZM113 222V221H112ZM125 222V221H124ZM131 222V220H130ZM160 222V221H159ZM166 222V221H164ZM182 222V221H181ZM197 222V221H196ZM200 222V221H199ZM207 223V221H204ZM215 222V220H214ZM227 222V221H225ZM224 222V223H225ZM233 222V221H232ZM243 222V221H242ZM251 222V221H250ZM259 222V220H258ZM262 222V221H260ZM58 223V222H57ZM96 223V222H95ZM99 223V222H98ZM121 223V222H119ZM129 223V222H128ZM186 223V222H185ZM191 223H193V221H191ZM210 223V221H209ZM208 223V224H209ZM212 223H213V219H212ZM210 223V226L209 225H204L205 227H208L209 226V229L208 230H213L214 226H215V230L213 231H218V233L220 232L221 234V239L225 238L227 239L228 236H232V234L234 233V230L230 227L233 226V224H227L226 226H224V228H222V225L221 227H218L216 226L217 224L220 225V223H215V225L213 226V228H211V224ZM223 223V224H224ZM54 224V223H53ZM93 224V223H92ZM97 224V223H96ZM104 224V223H103ZM110 224V223H109ZM114 224V222L112 223ZM160 224V223H159ZM201 224V223H200ZM222 224V223H221ZM248 224V223H247ZM253 224V222H252ZM257 224V223H256ZM111 225V224H110ZM117 225V223H116ZM123 225V224H122ZM144 225V224H143ZM142 225V226H143ZM173 225V224H172ZM198 225V224H196ZM230 225V227H229ZM260 225V224H259ZM114 227L112 228L111 226V229L114 230L115 228V225H113ZM189 226V225H188ZM195 226V225H194ZM199 226V225H198ZM203 225H201V229H203L202 227ZM250 226V225H249ZM261 226V225H260ZM41 227H42V222H41ZM100 227V226H99ZM109 227V228H110ZM121 227V226H120ZM196 227V226H195ZM204 227V228H205ZM220 229L218 230L217 229ZM262 227V226H261ZM104 228V227H103ZM101 227V229H103ZM106 229H108L106 226H105ZM123 228V227H122ZM132 228V227H131ZM152 228V227H151ZM164 228V226H163ZM169 228V227H168ZM198 228V227H197ZM196 228V229H197ZM85 229V228H84ZM99 230L98 231H102V230ZM110 229V230H111ZM145 229H149L147 227H145ZM156 229V227L154 228V230ZM181 229V228H180ZM189 229V228H188ZM127 231V229H124ZM123 230V231H124ZM129 230V229H128ZM141 230V229H140ZM157 230V229H156ZM165 230V229H164ZM177 230V229H176ZM174 230V231H176ZM236 230V229H235ZM239 231L242 230L241 228L238 229ZM59 231V230H58ZM97 232V230H95ZM112 231V230H111ZM116 232L119 233V231H117L115 229ZM121 231V229H120ZM184 231V230H183ZM189 231V230H188ZM204 231V230H203ZM206 231V230H205ZM204 231V232H205ZM237 231V230H236ZM235 231V234L237 233ZM261 231V230H260ZM46 232V231H45ZM94 232V231H93ZM93 232H92V235H93ZM99 232V233H100ZM108 232V230H107ZM145 235H149V237L151 238V234H149L150 232H152V230H142L141 233ZM149 232V233H148ZM181 232V231H180ZM212 233L211 231H207V233ZM243 232V231H242ZM258 232V231H257ZM22 233V244H18L15 247V249L18 247V249H14V250H9L6 248V245L8 246V244H10L9 242L13 239L17 240L18 237H21L20 234ZM29 233V234H27ZM40 233V234H39ZM71 233V232H70ZM105 234H107L105 231H104ZM103 233V234H104ZM112 233H115V232H112ZM127 233V232H125ZM131 233V232H130ZM159 233V232H158ZM168 233V232H167ZM172 233V232H171ZM178 233V232H177ZM184 233V232H183ZM206 233V234H207ZM239 233V232H238ZM48 234V233H47ZM96 234V233H95ZM104 234V235H105ZM117 234V233H116ZM122 234V233H120ZM118 234V237L119 235ZM129 234V233H128ZM135 234V233H134ZM155 234V231L154 233ZM170 234V233H169ZM195 234V232H194ZM217 234V233H216ZM234 234V235H235ZM241 234V233H240ZM245 234V233H244ZM252 234V233H251ZM258 234V233H257ZM256 234V235H257ZM19 235V236H18ZM25 235H29V238ZM31 235V236H30ZM82 235V234H81ZM85 234L82 235V237L84 236ZM89 235V234H88ZM98 235V234H97ZM110 235L112 234H107V237H109ZM141 235V234H140ZM157 236V234H155ZM154 235V237H152L150 242L148 243H151V251H159L161 254V252L165 251L166 250V246H167V242L165 240V243H163V238H162V241L159 239V236H157V239H156V236ZM158 235H161V234H158ZM168 235V234H167ZM183 235V234H182ZM188 234L184 235V236H187ZM189 235L190 232H189ZM198 235H201L202 234H198ZM204 235V234H203ZM214 235V234H212ZM210 234V236H212ZM219 235V234H218ZM237 235V234H236ZM253 235V234H252ZM260 236H262L263 234H259ZM258 235L259 239L256 238V240L258 239V241L255 243V247H257L258 249L260 248V250L262 251L261 253L259 251L258 253V256L257 257H247V258H243V259H240V260H236V259H229V261H225V264H264V241H263V238H260V236ZM18 236V237H17ZM86 238L88 237L87 235H85ZM103 236V235H102ZM117 236V235H116ZM143 236V235H141ZM193 236V235H192ZM216 236V235H215ZM250 236V235H249ZM64 237V236H63ZM80 237V238H82ZM96 237V236H95ZM104 237V236H103ZM147 237V236H146ZM147 237V238H149ZM162 237V236H161ZM167 237V236H166ZM171 237V236H170ZM179 236H177V238H179ZM194 237V236H193ZM197 237V236H196ZM203 237V236H202ZM205 237V236H204ZM238 237H240L238 235ZM244 237V235H243ZM248 237V236H247ZM25 238V239H24ZM65 238V237H64ZM68 238V237H67ZM79 238V237H78ZM92 239V237H90ZM105 238V237H104ZM113 238V237H112ZM110 237L111 240L115 239L113 238L112 239ZM124 238V236H123ZM137 238V237H136ZM146 238V239H147ZM155 238V241H153ZM175 238V237H173ZM230 238V237H229ZM236 238V237H235ZM242 238V237H241ZM254 238V239H255ZM43 238H41L42 240ZM89 238H87L88 240ZM98 239V238H97ZM100 239L101 237L99 238V241L100 242ZM120 239H122L120 237ZM128 239V238H127ZM143 239V238H142ZM184 239V238H183ZM195 239V238H194ZM204 240L206 239H210L207 238H203ZM212 239V238H211ZM210 239V241H211ZM221 239L218 240V238L216 237L215 242L216 241H221ZM245 239V238H243ZM12 240V242H13ZM107 240V239H105ZM109 240V239H108ZM118 240V239H117ZM136 240V239H135ZM156 240L161 242L160 243H157L156 244ZM174 240V239H172ZM176 240V239H175ZM178 240V239H177ZM187 240V239H186ZM199 240V239H198ZM198 240H196L197 242H199ZM207 240V241H208ZM240 240V239H239ZM247 240H249L247 238ZM252 240V239H251ZM48 241V240H47ZM69 241V240H68ZM84 241V240H83ZM90 241V240H89ZM92 241V240H91ZM94 241V240H93ZM92 241V242H93ZM103 241V240H102ZM115 241V240H114ZM112 241V242H114ZM122 241V240H121ZM120 241V242H121ZM138 241V240H137ZM148 241V240H147ZM146 241V242H147ZM180 243H181V239L179 240ZM188 241V240H187ZM186 241V242H187ZM190 241V240H189ZM230 241V240H229ZM242 241V240H240ZM239 241V242H240ZM45 242V241H44ZM78 243V240L76 241ZM109 242V241H108ZM129 242L128 244H130V240L127 241ZM136 242V241H135ZM139 242V241H138ZM145 242V241H144ZM143 242V245L145 244ZM172 242V241H171ZM174 242V241H173ZM177 242V241H176ZM195 242V240H194ZM214 242V241H212ZM222 242V241H221ZM227 242V240H226ZM231 242V241H230ZM238 242V243H239ZM245 242V241H244ZM249 243H252L251 241H248ZM20 243V242H18ZM48 243V242H47ZM67 243V242H66ZM76 243V244H77ZM89 243V242H87ZM94 243V242H93ZM102 243H105V241H103ZM118 246H120L119 242H116ZM121 243H124V242H121ZM156 244V246L154 244ZM170 243V241H169ZM175 243V242H174ZM184 243V242H182ZM189 243V242H187ZM206 243V241L204 242ZM209 243V242H208ZM246 243V242H245ZM12 244V243H11ZM45 244V243H44ZM92 244V243H91ZM109 244V247H116V246H112L110 245V243H107L105 245H108ZM113 244V243H111ZM126 244V245H128ZM142 244V243H141ZM152 244L154 246V249L152 247ZM163 244H165L166 246H164ZM196 244V242H195ZM199 244V243H197ZM196 244L197 248L199 247L198 245ZM218 245V243H215V245ZM15 245V244H13ZM67 245H69L67 243ZM86 245V244H85ZM84 245V246H85ZM90 245V244H88ZM95 245V244H94ZM103 245V244H102ZM105 245L103 246L105 249L106 248H109L108 246L105 247ZM114 245V244H113ZM116 245V244H115ZM122 245V244H121ZM125 245V246H126ZM148 245V244H146ZM170 245V244H169ZM177 245V243H176ZM188 245V244H187ZM228 245V244H226ZM239 245V244H238ZM236 245V246H238ZM254 245V244H253ZM43 246V245H42ZM41 246V247H42ZM65 246V244H64ZM62 246V247H64ZM99 246V245H98ZM137 246V245H136ZM135 246V247H136ZM140 246V247H139ZM138 246V250L139 252L137 251V248L134 249V254H141L144 250L143 248H145L144 246H142V250L141 249V245ZM175 246V244L173 245ZM214 246V245H213ZM225 246V245H224ZM44 247V246H43ZM56 247V246H55ZM66 247V246H65ZM76 247V246H75ZM74 247V249H75ZM82 247V246H81ZM86 247H89V246H86ZM103 247L102 248V255L104 254L103 252ZM124 247V245L122 246ZM148 247V246H147ZM155 247L157 249H155ZM176 247V246H175ZM185 247V246H184ZM183 247V248H184ZM188 247V246H187ZM210 247V245H209ZM207 247V248H209ZM93 248V247H92ZM96 248V246H95ZM100 248V247H99ZM119 248V247H117ZM116 248V249H117ZM168 248V246H167ZM194 250H197L198 249L196 248L195 249V246L193 247ZM201 248V247H200ZM222 248V247H221ZM225 248H228L227 246H225L224 248H222L219 252L220 253H225L227 251V249ZM242 248V247H241ZM262 248V249H261ZM48 249V248H47ZM65 249V248H64ZM67 249V247H66ZM88 248H85L84 250L87 251ZM94 249V248H93ZM115 249V248H114ZM124 249H127L126 247H124ZM153 249V250H152ZM169 249V248H168ZM167 249V250H168ZM177 249V248H176ZM175 249V250H176ZM191 249H192V245H191ZM220 248H218L219 250ZM230 249V248H229ZM245 249V248H244ZM68 250V249H67ZM80 250V249H79ZM90 250V249H89ZM97 250H100L98 249L97 247ZM97 250L95 249L96 251V254H97ZM202 250V249H201ZM204 250V249H203ZM207 250V249H206ZM209 250H211V248H209ZM215 250V248H214ZM231 250V249H230ZM247 250V248H246ZM45 251H46V248H45ZM48 253H51L50 250H47ZM52 251V250H51ZM65 251V250H64ZM94 250L91 249L90 252H92ZM109 251V250H108ZM133 251V250H132ZM135 251H137L135 253ZM145 251V250H144ZM186 251V250H185ZM200 251V250H199ZM217 251V250H216ZM233 251V250H232ZM55 252V251H54ZM63 252V251H62ZM66 252V251H65ZM63 252V253H65ZM89 252V251H88ZM147 251L143 252V253H146ZM149 252V253H150ZM172 252V250L170 251ZM182 252V251H181ZM187 252V251H186ZM189 252H191V250L189 249ZM209 252V251H208ZM214 252V251H212ZM243 252V251H241ZM240 252V253H241ZM44 253V252H43ZM47 253V254H48ZM74 253H77V251ZM79 253V252H78ZM77 253V254H78ZM84 253V252H83ZM82 253V254H83ZM87 253V252H86ZM93 253V252H92ZM101 254V252H99ZM107 253V252H106ZM105 253V254H106ZM154 253V252H153ZM176 253V252H175ZM201 253V251H200ZM215 253V252H214ZM244 253V252H243ZM246 253V252H245ZM45 254V253H44ZM94 255V256H97V255ZM116 255V253H114ZM120 254V253H119ZM129 254V253H127ZM137 254V255H138ZM167 254V253H166ZM188 254H192L193 255V252L191 253H187L186 254V257H188ZM254 254V253H253ZM260 254V255H259ZM63 255V254H62ZM89 255V253H88ZM112 255V254H111ZM115 255L114 258H115V261H116V258H117V261L118 257H116ZM143 255V254H142ZM149 254H147L146 257H148ZM155 255V253H154ZM164 255V254H163ZM169 255V254H168ZM166 255V260H167V256ZM199 255V254H198ZM207 254H205L203 256V258L206 256ZM209 255V253H208ZM214 255V254H213ZM220 255H223V254H220ZM250 255V254H249ZM252 255V253H251ZM51 256V255H50ZM50 256H47L48 258ZM65 256H66V253H65ZM80 256V255H79ZM87 256V255H85ZM84 256V257H85ZM104 256V255H103ZM102 256V257H103ZM107 256V254H106ZM110 256V255H109ZM119 256V255H118ZM131 256V255H130ZM150 256H152V253L150 254ZM162 256V255H161ZM160 256V257H161ZM179 256V255H178ZM177 256V257H178ZM184 256V255H183ZM194 256H197V254H194ZM239 256V255H238ZM60 257V256H59ZM100 257V256H99ZM112 257V256H110ZM144 257H145V254H144ZM159 257V258H160ZM170 257V256H169ZM168 257V259H170ZM182 257V256H181ZM193 257V256H192ZM202 256H199V258H201ZM207 257V256H206ZM63 258V257H62ZM87 259H89V257H86ZM96 258V257H95ZM94 258V260H95ZM107 258L109 259V257L107 256ZM123 258V257H122ZM131 258V257H129ZM136 259L138 258V256L135 257ZM143 258V256L141 257V259ZM157 258V256H156ZM194 258V257H193ZM219 259V257H217ZM230 258V257H229ZM55 259V258H54ZM80 259V258H79ZM100 259V258H99ZM135 259V260H136ZM146 260L149 259L148 258H145ZM152 259V258H151ZM164 259V257H163ZM202 259V258H201ZM217 259V261H218ZM46 260H48L46 258ZM78 260V258L76 259ZM85 260V259H84ZM138 260V259H137ZM145 260V261H146ZM176 260V259H175ZM203 260V259H202ZM201 260V261H202ZM211 260V259H210ZM226 260V258H225ZM228 260V259H227ZM88 261V260H87ZM87 261H84L87 262ZM96 261L98 262V259H96ZM101 261V260H100ZM106 261V260H104ZM116 261V262H117ZM128 261V260H127ZM134 261V260H133ZM144 261V260H142ZM159 261H162V259L160 258ZM158 261V262H159ZM178 261H179V258H178ZM178 261H175V262H178ZM204 261V260H203ZM200 263V264H206V262H203ZM47 262V261H46ZM68 262V261H66ZM77 262V261H76ZM75 262V264H76ZM90 262L92 263V261L90 260ZM96 262V263H97ZM129 262V261H128ZM135 262V261H134ZM141 262V261H140ZM151 262V261H150ZM167 262V261H165ZM214 261L211 262V264L213 263ZM221 262V261H219ZM55 263V262H54ZM64 263V262H63ZM83 263V264H84ZM89 263V262H87ZM131 262H129L130 264ZM157 263V262H156ZM43 264V263H42ZM69 264V263H68ZM72 264V262H71ZM117 264V263H116ZM124 264V263H122ZM126 264V263H125ZM140 264V263H139ZM147 264V263H146ZM162 264V263H161ZM176 264H184L182 261L176 263ZM197 264V263H196ZM209 264V263H208Z\"/></svg>","mask_w":264,"mask_h":264}]
</instances>
